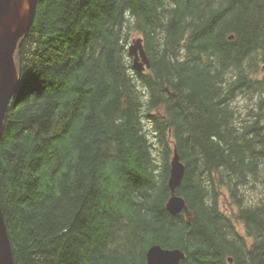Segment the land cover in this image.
<instances>
[{
  "label": "trees",
  "instance_id": "obj_1",
  "mask_svg": "<svg viewBox=\"0 0 264 264\" xmlns=\"http://www.w3.org/2000/svg\"><path fill=\"white\" fill-rule=\"evenodd\" d=\"M14 62L0 138L13 264H146L152 245L181 264H264V0H37Z\"/></svg>",
  "mask_w": 264,
  "mask_h": 264
},
{
  "label": "water",
  "instance_id": "obj_2",
  "mask_svg": "<svg viewBox=\"0 0 264 264\" xmlns=\"http://www.w3.org/2000/svg\"><path fill=\"white\" fill-rule=\"evenodd\" d=\"M37 0H0V138L6 110L12 102L18 85V74L14 52L19 40L30 29L36 11ZM232 39V37H230ZM132 58V68L143 72L150 68L149 59L143 49L142 40L135 39L127 48ZM184 174V166L174 151L168 177L170 198L165 208L171 215L185 210V201L176 195ZM185 254L179 249H166L152 245L145 253L146 264H181ZM229 263L232 260L228 259ZM0 264H13L11 244L0 205Z\"/></svg>",
  "mask_w": 264,
  "mask_h": 264
},
{
  "label": "rangeland",
  "instance_id": "obj_3",
  "mask_svg": "<svg viewBox=\"0 0 264 264\" xmlns=\"http://www.w3.org/2000/svg\"><path fill=\"white\" fill-rule=\"evenodd\" d=\"M136 38H140V37H139V36H135V37H133V38L130 40V43H131L132 40H134V39H136ZM130 43H129L128 45H130ZM154 153H155V154H154V160H155V164H156V167H157V166H159L158 157H157V155H156V154H157V151H154ZM226 206H227V205H226Z\"/></svg>",
  "mask_w": 264,
  "mask_h": 264
}]
</instances>
